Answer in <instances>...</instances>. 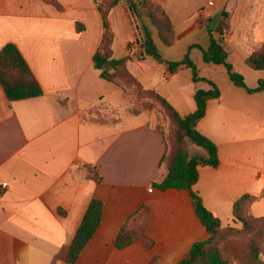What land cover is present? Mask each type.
<instances>
[{
	"label": "crops",
	"instance_id": "crops-1",
	"mask_svg": "<svg viewBox=\"0 0 264 264\" xmlns=\"http://www.w3.org/2000/svg\"><path fill=\"white\" fill-rule=\"evenodd\" d=\"M112 1L0 0V51L14 43L43 90L11 101L0 82V264H70L56 257L70 247L93 199L103 202L102 221L73 264H177L210 236L188 191L152 186L165 176L162 114L142 108L143 96L101 78L95 68L104 34L98 3L106 9ZM141 1L167 15L174 32L166 44L151 20L134 11L151 37L143 59L129 18V7ZM108 21L112 59L130 56V73L181 116L195 112V92L211 85L194 82L186 65L171 72L168 62L190 51L200 76L220 88L197 127L217 145L220 164L200 167L194 189L223 226L233 225V206L246 194L256 197L253 217L264 218V92L236 87L225 66L207 64L201 49L190 50L222 38L228 61L256 87L264 70L247 65L246 55L264 46V0H119ZM144 204L153 247L138 241L117 249L122 226Z\"/></svg>",
	"mask_w": 264,
	"mask_h": 264
},
{
	"label": "trees",
	"instance_id": "trees-1",
	"mask_svg": "<svg viewBox=\"0 0 264 264\" xmlns=\"http://www.w3.org/2000/svg\"><path fill=\"white\" fill-rule=\"evenodd\" d=\"M118 1L113 0L106 9L102 3H98L103 20L104 34L101 45L93 57L95 68L100 71L101 78L121 85L124 90L131 88L135 94L143 96L147 101L142 104V108L157 110L162 114L163 120L173 127L171 133H168V129L163 128L167 150L161 160L160 168L165 176L161 181H153L152 186L160 191L169 189L188 191L193 199L195 212L210 235L209 238L196 242L189 254L177 264H232L223 254L216 240L222 233L237 232L236 227L223 226L221 219L206 207L201 196L194 189L199 180L200 167H218L220 164L217 145L209 137L202 134L197 127L206 116L208 102L220 98L221 90L212 80L200 76L199 68L190 57V51L184 59L168 62V65L171 72H175L179 67L186 65L192 71L194 82L207 81L211 85L209 90L198 89L195 92L194 98L197 105L195 112L183 117L163 96L155 91L145 90L127 68V61L130 56L119 60L112 59L113 36L110 31L108 14ZM133 7L139 17L141 12L151 20L166 44L173 42V26L167 15L158 16L149 9L145 1H141L137 5L134 4ZM141 28H143L145 45L152 47L148 30L144 26ZM192 48L202 50L205 63L225 66L229 79L236 87L243 88L251 94L264 92V80H260L258 85L253 88L247 85L244 75L237 72L228 61V51L218 38L212 37L208 49L193 46L190 50ZM146 53L153 57L159 56L155 49H148ZM143 58L141 57V59ZM246 63L255 70H264V46L248 53ZM0 82L11 101L38 97L43 94L41 85L14 43H8L0 51ZM191 147H194L195 150L192 151ZM95 179L98 183L102 181L98 175L95 176ZM262 196H264V192ZM255 201L256 197L250 194L242 196L233 206V215L236 221L242 224V228L250 233L256 232L255 236L249 237L245 252L239 256L254 264H264V261L261 260L264 218L256 219L251 214V206ZM103 208L101 200H91L70 247L59 253L56 260H64L70 264L78 260L81 252L101 224ZM149 222L150 208L144 204L122 226L114 241V246L121 250L140 241L147 248H152L154 242L146 233ZM254 222H258V224ZM243 264L246 262L243 261Z\"/></svg>",
	"mask_w": 264,
	"mask_h": 264
},
{
	"label": "rangeland",
	"instance_id": "rangeland-1",
	"mask_svg": "<svg viewBox=\"0 0 264 264\" xmlns=\"http://www.w3.org/2000/svg\"><path fill=\"white\" fill-rule=\"evenodd\" d=\"M164 126L163 128L168 129V133H171L173 131V127H171L166 121L163 122ZM192 151L195 150L194 147H191ZM235 219L232 218L228 225L232 227H236L237 232H233L231 234L222 233L220 236L217 237L216 243L220 246L223 254L227 257L228 260L232 264H243V261L246 262V264H254L251 261L245 260L244 258H241L239 255L245 252V248L247 247V240L249 237L255 236L256 232H248L244 228H242V224L238 221H235ZM255 224H258V222H254ZM257 231V230H255ZM264 236V234H263ZM262 236V244H261V250H263V253L261 255V260L264 261V237Z\"/></svg>",
	"mask_w": 264,
	"mask_h": 264
},
{
	"label": "water",
	"instance_id": "water-1",
	"mask_svg": "<svg viewBox=\"0 0 264 264\" xmlns=\"http://www.w3.org/2000/svg\"><path fill=\"white\" fill-rule=\"evenodd\" d=\"M129 18L131 19V23L136 25L137 28V33H136V42L138 43L139 46V52L137 57H142L144 56V47H145V39L142 36V30H141V25L139 23V20L136 17V14L134 12V7L130 6L129 7ZM219 42L223 44V39L220 38Z\"/></svg>",
	"mask_w": 264,
	"mask_h": 264
},
{
	"label": "built area",
	"instance_id": "built-area-1",
	"mask_svg": "<svg viewBox=\"0 0 264 264\" xmlns=\"http://www.w3.org/2000/svg\"><path fill=\"white\" fill-rule=\"evenodd\" d=\"M208 16L209 15L204 10H202L199 14V17L202 21H206L208 19ZM221 32L223 35H228V36L231 35V31L228 27H222ZM134 45H135V43H134Z\"/></svg>",
	"mask_w": 264,
	"mask_h": 264
}]
</instances>
